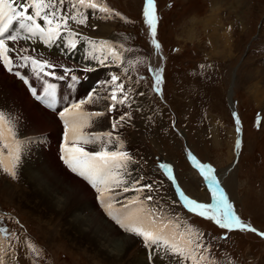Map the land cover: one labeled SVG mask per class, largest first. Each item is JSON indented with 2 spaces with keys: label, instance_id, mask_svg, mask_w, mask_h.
Segmentation results:
<instances>
[{
  "label": "rangeland",
  "instance_id": "rangeland-1",
  "mask_svg": "<svg viewBox=\"0 0 264 264\" xmlns=\"http://www.w3.org/2000/svg\"><path fill=\"white\" fill-rule=\"evenodd\" d=\"M155 3L158 17L156 39L163 50V59L160 60L158 55L155 65L156 48L151 43L152 36L143 17L144 0H107V6L121 13L124 19L114 17L106 19V24L97 25L99 34H108L111 29L110 36L105 38L114 41L118 51L121 50L119 45H123L125 50H132L123 52L122 66H115L114 72L124 77L123 68L129 69L127 76L132 80L129 82L125 78V84L126 88L133 89L128 100L131 107H124L125 110L120 112L134 110L141 127L132 130L127 127V122H122L117 137L122 136L123 141L127 139L128 145L135 144L132 140L140 138V146L135 145L146 156L151 154L153 158L157 155L170 161L176 158L180 171L184 170L182 174L179 172V177L186 191L207 200L209 195L205 189H199L201 181L196 172L189 167L186 169L181 151L185 139L199 156L211 160L216 166L218 175L222 176L221 183L241 216L264 231V0H155ZM94 19L98 22L105 18L102 15ZM94 26L89 22L85 30L92 33ZM129 60L132 64L128 63ZM149 61L152 67L163 69L162 94L152 90ZM144 69H147V74ZM134 70L143 71V75L137 77L145 79L136 78ZM205 72L216 74L204 81ZM94 78L95 75L84 83L85 90L95 87ZM141 92L143 96L139 95ZM232 107L236 111L237 107L239 109L244 135L237 151L234 148L236 131L230 110ZM256 109L259 113L258 127L252 124ZM165 119L173 124L176 122L172 130L174 135L170 132L163 136L160 134L159 128ZM45 149L50 154L53 150L51 147ZM24 158L29 161V154ZM233 158L237 159L236 163H233ZM133 163L141 174L140 165L134 160ZM32 171L40 174L32 165L27 168L23 158L16 179L0 171V217H3L10 233L21 234L20 240H13L11 247L6 248V264H33L34 259L35 264H127L131 255L139 251L138 255L145 254L135 237L114 224H111L112 229L119 232L106 229V237H132L134 242L128 241L131 248L127 250L128 244L125 245L123 256L119 259L112 257L116 261L114 263L109 251L93 254L81 241L75 240L81 239L78 226H64L67 218L60 214L64 200L57 208L44 210L25 199L30 191L27 186ZM11 181L19 185L20 194L8 200L5 193ZM163 182V188L170 187L169 181ZM161 195L164 196V193ZM164 199L167 201L164 208L168 217L176 204L173 195L168 197L165 194ZM149 203L151 208L155 204L152 201ZM70 209L82 213L81 209L71 205ZM46 212L52 213V221L45 218ZM197 221L198 232L206 233L211 241L212 257L217 264L220 257L229 259L227 255L237 260L252 258V264H264V238L249 231H236L230 242L217 241L220 230L206 218ZM61 229L67 230V233ZM25 236L41 250L39 258L29 257L22 243ZM7 244L8 241L0 238V245ZM12 248L16 249L14 260ZM220 264H226L224 259L220 260Z\"/></svg>",
  "mask_w": 264,
  "mask_h": 264
},
{
  "label": "snow or ice",
  "instance_id": "snow-or-ice-1",
  "mask_svg": "<svg viewBox=\"0 0 264 264\" xmlns=\"http://www.w3.org/2000/svg\"><path fill=\"white\" fill-rule=\"evenodd\" d=\"M81 9L88 11L82 12ZM97 11L103 13L105 19L114 17L124 19L121 13L114 12L107 5L101 6L96 0H0V68L19 77L36 100L58 112L65 129L60 160L71 173L95 189L104 212L120 229L141 238L144 245L151 247L157 256L163 253L169 260L174 259L175 264H217L212 257V245L206 233L191 228L173 231V221L165 219L162 209L156 206L154 210H145L143 207L145 202L153 201L151 193L155 191L154 185L143 182V177L131 178L128 166L133 163V158L128 151L123 150V143L119 138L114 136L115 130L122 122L131 119L130 112H120L122 106L131 107L128 100L133 89L126 88L125 84V78L129 82L132 80L127 76L129 69L123 68L124 77L110 73L105 81L98 82L88 92L86 98L73 101L62 110H57L56 85L48 83L44 77H56L54 69L58 67L63 68L64 74L70 76L74 82L78 83L80 77L72 74L73 68L54 63L43 54L32 55L36 49L23 46V42L37 40L46 47H55L58 41H63L59 47L61 51L67 53L77 51L78 45L85 42L91 46L86 58L95 60L101 66H107L111 62L114 66L121 67L124 60L123 52H131V49L125 50L123 45H119L121 50L118 51L117 46L108 40H100L98 46L96 41L83 36L70 24L71 21L78 26L87 27L89 17L95 15ZM143 17L152 36L151 43L159 49L161 45L156 39L158 17L155 0H144ZM64 44L67 47H64ZM128 63L132 64V61L129 60ZM19 67H31L37 77L44 79L43 95L38 94V90L26 78V74L22 75L18 70ZM148 71L153 80L152 90L162 94L163 69L149 65ZM65 75L59 76L58 79L63 80ZM100 89L105 90L103 95ZM139 95L143 96L144 93L141 92ZM100 100L106 101L104 111H85V105L96 104ZM113 113L118 114L112 116L111 131H86L94 126V118ZM233 116L236 119V131L239 133L241 131L239 117L236 113H233ZM18 124V116L13 118L10 112L6 114L4 110H0V171L12 179L17 178L21 164L23 142L18 139L19 130L16 127ZM235 147H241L239 139ZM187 156L207 182L211 191V202L192 199L183 190H179L177 185L183 206L225 230L221 239H228L227 234L236 230L249 231L264 238V231H259L250 223L244 222L234 211V205L221 186L212 164L202 162L191 151ZM159 167L166 172L171 181L175 182L172 165L161 163ZM128 193L133 195L129 197ZM20 235L17 232L10 233L4 225L3 217H0V238L8 241L6 246L0 245V264H6V248L11 247L13 240H20ZM22 243L27 248L30 258L40 257L41 250L27 236ZM15 252L16 249L12 248L13 260ZM227 264H231V261H227Z\"/></svg>",
  "mask_w": 264,
  "mask_h": 264
},
{
  "label": "bare ground",
  "instance_id": "bare-ground-1",
  "mask_svg": "<svg viewBox=\"0 0 264 264\" xmlns=\"http://www.w3.org/2000/svg\"><path fill=\"white\" fill-rule=\"evenodd\" d=\"M102 29H104V27ZM107 32H109L108 29ZM227 33L226 35H229ZM25 47L31 48L30 46H25ZM155 54L156 56H154L155 58L153 59L154 65L158 61V55L160 60L163 57V50L161 49V47L159 49H156ZM74 65L77 64L74 62ZM79 67H81L80 64ZM94 73L95 72L91 74ZM97 77L98 74H95V78ZM93 84L96 86L98 84V81H94ZM89 89L90 88H86L85 90V86L83 84L84 93L87 92ZM99 91L101 95H103L105 90L100 89ZM232 99H230L229 101L231 102ZM261 100L259 101V103L261 102ZM99 105H101L102 108H98ZM90 109L105 110L106 101L100 100L96 104L85 105V110L90 111ZM0 110H4L6 114L10 112L13 118L17 117L16 115H23L24 117L23 124L19 119V124L16 125V127L19 130L18 131L19 140L21 135L24 133L28 134V133H37L44 131H49L50 136H53L56 139H58L59 137L61 128L54 114L45 110L44 108L40 107L36 102H34L28 96L22 84L19 81L15 80L13 76L6 74L2 68H0ZM113 115L114 113L108 116L101 117L100 118L101 122H97V124L94 123L95 126L94 130L105 131L107 126L109 129V127L111 126V119ZM114 136L117 137V134H114ZM139 139L132 140V142L140 146L141 139L140 140ZM135 144H132V146H136ZM45 147L41 146L40 149L29 147L27 149L26 154L25 152H23L22 149L21 158H23V160L25 161L27 168H29L32 165L35 169H37L40 172V174H38L36 171H32L29 177V184L27 186L30 188V191L25 195V199H27L30 203H32L33 206H35L36 208H41L44 210L57 208L60 205L61 200H64V205L61 208L60 214L65 215V217L67 218L66 222L64 223V226L71 224L78 226V234L79 236H81V239H75V240L79 242L81 241L85 247H88L90 251L93 252V254H97L98 252L106 253V251H109L111 254V258L113 257L114 259H119L121 256H123L122 255L123 247L128 244V241H131L132 243L134 242L133 241L134 238H132L134 236L124 237V235H122L124 238L128 237L127 239H124L117 237L116 235V237H110L108 239L106 237L105 231L106 229L113 230L111 227V224L113 223L108 218H106L104 214L101 212V210L97 207L94 200L93 191L90 190V188L82 180L78 179L73 175H70L63 168V166L59 163L57 159L56 147L54 146L47 147V148L49 147L53 148L54 151L52 150L51 154L48 151H46ZM186 151L188 153L189 151L192 150L189 147H187ZM27 154H29L30 156L29 161L24 158ZM130 155L132 154L130 153ZM199 157L202 160H209L206 158L203 159L201 156ZM134 165L135 163H131L128 166V171L130 172L131 176L133 175L131 177L133 179L137 178L140 175L139 171L137 170V166L135 165L134 167ZM218 176L221 180L222 176L221 175ZM23 184L27 185V182L23 181ZM18 186H19L18 184L11 181V185L9 186L11 188L9 187L6 188L8 190L5 193L7 199L10 197L11 199H13L15 194H20V190ZM188 188L190 187L188 186ZM184 190L186 191L185 185H184ZM127 195L129 196L131 195V193H128ZM197 197L201 198L199 196ZM149 204H150L149 202H145V205L143 206L144 209L147 208ZM70 205L72 207L81 209L82 213L71 210ZM45 218H50L49 222L54 219L52 213H47V212L45 213ZM56 223L57 221H55L54 225ZM101 223H103L104 225H101ZM61 230H63L64 233L65 232L67 233V230L64 229ZM118 232H119L118 229L113 230V233H118ZM97 235L98 237H96ZM103 238H105V241H103ZM130 248L131 245L128 244L127 250H129ZM82 249L86 252L85 248ZM138 253H140V251ZM138 253L131 255V257L127 259V264H148L145 258V254L138 255ZM113 258L111 262L114 263L116 261H114Z\"/></svg>",
  "mask_w": 264,
  "mask_h": 264
}]
</instances>
